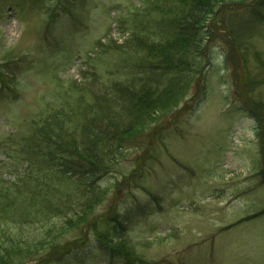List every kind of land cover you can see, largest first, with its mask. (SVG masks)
<instances>
[{
  "label": "rangeland",
  "instance_id": "obj_1",
  "mask_svg": "<svg viewBox=\"0 0 264 264\" xmlns=\"http://www.w3.org/2000/svg\"><path fill=\"white\" fill-rule=\"evenodd\" d=\"M222 6L205 33V59L162 75L142 71L147 51L139 42L164 37L167 0H0V191L8 189L12 209L10 216L0 211V239L1 229L45 236L44 225L75 218L82 207L76 198L88 184L63 178L22 141L33 120L52 112L48 104L77 95L73 83L89 100L114 82L163 86L175 76L190 83L185 96L126 144L102 175L108 192L90 216L106 234L122 225L139 264H264V213L244 219L264 208V128L250 109L251 101L264 102V81L244 93L242 80L244 71L264 78V0ZM42 185L60 204L75 190L71 204L43 223H21ZM111 210L117 221L109 220ZM89 223L67 226L61 241H81L54 264H128L97 244Z\"/></svg>",
  "mask_w": 264,
  "mask_h": 264
},
{
  "label": "trees",
  "instance_id": "obj_2",
  "mask_svg": "<svg viewBox=\"0 0 264 264\" xmlns=\"http://www.w3.org/2000/svg\"><path fill=\"white\" fill-rule=\"evenodd\" d=\"M167 3L168 8L160 20L164 37L139 42L140 47L147 51V54L140 58V62H144L139 64L142 71L143 69L149 72L159 71L163 75L171 74L176 69H191L192 64H200L205 59L204 41L207 37L205 33L209 32L207 27L216 16L221 17L218 14L219 8L221 11L224 10L222 5L225 4V0H167ZM257 14L262 12L258 11ZM259 16L264 19V15ZM221 19L224 20L223 17ZM219 21L220 19H217V23ZM217 23L214 22L213 25L218 28L221 25ZM153 54L156 59H150V55ZM172 77L170 76L163 86L161 80L150 83L139 79L141 82L139 85L131 81L114 82L103 90L96 92L92 90V98L89 100L84 88L73 83L71 86L78 88L77 95L71 94L72 99L69 98L61 105L57 103L58 97L52 104H48L49 108L54 105L50 108L52 109L50 114L43 116L41 121L33 120L34 130L29 136L22 138L24 146L33 151L38 149L41 161L57 169L63 178L67 177L79 185L82 183L88 185L82 195L76 198L75 204L82 205L76 210V217H68L60 225H44L45 236L26 238L1 229L6 238L0 239V264L31 262L54 264L76 248L81 241L73 239L61 241L60 238L68 229L67 226L76 228L89 221L90 228L95 230L97 244L105 247L113 255L120 254L128 264H139L137 260L142 262L134 244L124 234L122 225H116L109 234L100 232L97 229L100 219L90 214L93 213L95 204L97 205L108 192L106 187L101 186L102 175L111 171L118 163L126 144L158 123L166 112L178 105V99L185 96L186 87L190 86V83L182 85L181 78ZM243 79L246 83L244 93L264 81V78L260 80L252 78L249 71L243 72ZM250 107L260 127L264 128V102L251 101ZM164 126L166 124L162 127ZM29 145L35 148L28 147ZM130 175L124 178L129 181L133 177ZM45 187L47 185L40 187L41 194L39 192L33 195L30 205L21 211L19 215L21 223L29 222L31 225L43 223L57 217L55 214L65 212V206L71 204V196L75 190L67 194V200L70 198L68 202L60 204L44 195L46 191L42 188ZM7 190L0 191V211L10 216L12 209L6 207V195L9 196ZM263 213L264 208L244 219ZM109 220H118L116 211L111 210ZM228 226L230 224L225 228Z\"/></svg>",
  "mask_w": 264,
  "mask_h": 264
}]
</instances>
